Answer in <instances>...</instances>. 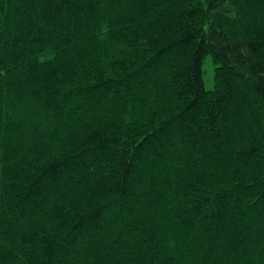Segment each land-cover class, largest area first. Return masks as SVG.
I'll list each match as a JSON object with an SVG mask.
<instances>
[{
  "label": "trees",
  "instance_id": "16d2710c",
  "mask_svg": "<svg viewBox=\"0 0 264 264\" xmlns=\"http://www.w3.org/2000/svg\"><path fill=\"white\" fill-rule=\"evenodd\" d=\"M0 264H264V0H0Z\"/></svg>",
  "mask_w": 264,
  "mask_h": 264
},
{
  "label": "rangeland",
  "instance_id": "374dc122",
  "mask_svg": "<svg viewBox=\"0 0 264 264\" xmlns=\"http://www.w3.org/2000/svg\"><path fill=\"white\" fill-rule=\"evenodd\" d=\"M203 80L206 88L212 87V63L209 57L203 62Z\"/></svg>",
  "mask_w": 264,
  "mask_h": 264
}]
</instances>
